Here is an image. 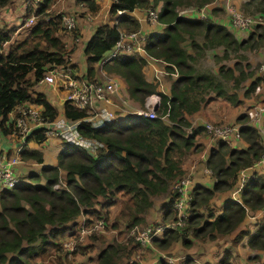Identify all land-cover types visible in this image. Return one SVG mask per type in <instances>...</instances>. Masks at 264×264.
Listing matches in <instances>:
<instances>
[{"label": "trees", "instance_id": "16d2710c", "mask_svg": "<svg viewBox=\"0 0 264 264\" xmlns=\"http://www.w3.org/2000/svg\"><path fill=\"white\" fill-rule=\"evenodd\" d=\"M11 1L0 0V12ZM53 1L37 2L33 11L36 20L28 26L20 41L7 44L15 29L0 26L1 136L12 133L7 117L19 104L31 102L38 105L47 121L57 116V109L45 95L33 90L48 70L66 63V51L57 35L61 28L59 14L49 10ZM76 1L90 11L98 7L93 0ZM212 1L115 0L111 3L109 13L116 15L115 23L96 26L83 46L84 75L92 79L94 63L112 49L120 31L138 30L139 24L128 14L130 11L135 8L154 10L159 3L156 20L163 28L160 32L146 34L142 49L146 56L163 62L164 70L175 72L176 77L170 81L168 95L164 94L158 90L157 81L145 80L142 72L144 57L134 52L118 53L101 64L102 70L118 77L124 84L127 98L140 108L147 96L157 95L154 117L127 114L107 125L93 127L83 121L86 110L63 101L62 115L66 119L79 120L78 134L93 138L103 146L91 154L61 141L62 148L56 155L54 166H43L38 173L30 172L24 178L20 177L14 187L0 190V264H30L31 258L38 256L45 247L60 248V240L71 235L81 215L102 216L105 209L115 203L116 196L122 199L120 217L127 220V225L143 222L152 206V198L163 194L167 195V201L159 220L167 221L169 215L173 218L170 204L174 194L170 192V186L185 174L181 169L182 160L190 151L200 147L196 138L206 135L202 125L191 127L187 118L213 97L223 98L232 105L238 104L237 91L249 76L250 82L242 89L244 98L254 93L264 80V71L260 75L257 71L245 72L248 63L242 67L238 63L243 59L240 55L231 66L219 64L216 73L200 68V60L208 49L220 48L221 55H213V59L220 62L228 59L229 54L264 43L262 23L254 24L249 35L238 41L225 26L210 17L200 19L178 13V7L198 8ZM244 3V7L251 5L255 12L264 14V0ZM117 10H120L119 14H116ZM221 11L220 7H212L208 14L218 16ZM4 44H7L5 51ZM225 124L237 126V140L244 146L236 148L225 141L214 140L204 161L212 179L211 186L191 188L189 211L183 226L177 230L167 229L152 238L154 246L163 248L178 242L182 247H188L191 239L186 237L187 231L194 239L211 240L237 229L248 212H260L263 221L255 231L249 235L239 231L236 238L247 235V246L264 252V168L250 173L238 201L227 198L220 203L219 212L212 208L213 198L230 192L237 173L256 162L264 151L258 131L247 124V115ZM45 140L38 131H33L27 138V142L37 144ZM20 158L36 163L43 161L36 149L22 148ZM91 236L87 238L91 239ZM90 246H80L81 251ZM140 248L105 244L97 253V264H117L121 257H129ZM183 264L196 263L193 259H185Z\"/></svg>", "mask_w": 264, "mask_h": 264}, {"label": "built area", "instance_id": "2783aa9c", "mask_svg": "<svg viewBox=\"0 0 264 264\" xmlns=\"http://www.w3.org/2000/svg\"><path fill=\"white\" fill-rule=\"evenodd\" d=\"M39 0H37L38 2ZM110 3L115 0H109ZM80 4V3H79ZM208 4V3H207ZM195 8L190 7L187 13H197V17L205 19L206 6ZM146 17L151 22L156 20V10L144 9ZM224 10L228 15L229 25L237 31H247L255 24L252 17L244 16L236 9H232L225 5ZM117 10L116 14H119ZM77 14L74 10L59 13V22L62 30L68 32L70 36L74 34L76 29ZM31 18H28L26 24L30 26ZM74 39L76 37L73 36ZM144 36L138 30L133 32L120 31L119 39L116 41L111 50L102 55L98 60V65L101 66L118 53H142L144 59L159 61L149 56H146L142 49ZM64 45V43H63ZM66 54V63L48 70L37 84H45L54 86L63 92V101H68L72 106L86 110V117L83 121L88 122L93 127L107 125L113 121L119 120L125 116L126 109L123 104L118 103V108L113 112L107 108V105L112 103L111 97L117 91V83L115 78L107 72H102L100 79L92 78L89 80L85 75L79 74L77 70L69 63L70 51L64 45ZM161 62V61H159ZM163 66L165 65L161 62ZM156 70V69H155ZM154 70V72H155ZM257 71L261 74L264 71V57L259 63ZM160 74L176 75L175 72L167 73L164 69L159 70ZM155 81V80H154ZM154 95V96H152ZM149 97V98H148ZM147 100L143 103V108H137L134 115H144L148 118L155 116L154 109L158 104V97L155 94L147 96ZM40 107L36 108L33 105L22 103L10 110L7 117V122L12 126V133L16 135L17 144L14 155H7L0 152V190L10 189L19 181L20 176L15 171L16 163L19 161V154L24 148L27 138L33 131H38L45 138H59L64 144L74 145L87 150L91 154H95L96 150L103 145L101 142L78 134L76 127L79 120H70L64 117H55L52 121H47L40 113ZM246 113L251 120L252 125L258 131L261 141L264 146V102H256L246 109ZM132 114V113H126ZM163 118V117H162ZM164 119V118H163ZM203 130L206 135L214 140H222L231 144L233 140H237V126L227 125L225 123L217 124L210 121L202 122ZM259 168H264V151L260 158L251 166L241 169L237 173L236 180L230 191L231 200L238 201L239 193L243 185L252 171ZM170 192L174 194L170 207L173 211V218L167 221H156L144 227L139 225L125 226L121 233L120 242L127 243L131 241V245L137 247L151 246V239L160 236L167 229H179L183 226L189 211V201L191 193L189 173L185 174L171 184ZM106 228V221L102 216H80L79 221L73 228L71 235L67 236L66 243H62L65 256L70 258L73 252L78 248L84 240L94 234L103 233ZM161 261L166 264H183L185 260L181 255H172L167 253L160 254ZM129 264H133L129 262Z\"/></svg>", "mask_w": 264, "mask_h": 264}, {"label": "crops", "instance_id": "0c3cea01", "mask_svg": "<svg viewBox=\"0 0 264 264\" xmlns=\"http://www.w3.org/2000/svg\"><path fill=\"white\" fill-rule=\"evenodd\" d=\"M93 1L98 5V7L94 11L88 10L86 6H84L82 3L80 4L77 3L76 0H56L54 5H52V7H54V9L57 10L56 12L74 10L77 14L75 33L72 34V36H70L68 32L64 30H59L61 33L65 34L64 39H61L60 37L59 38L64 43L66 48L67 46L70 45V47L67 48L70 51L69 63L77 70L79 74H83V75L85 74V63H84V56L82 54V50L86 40L89 38V36L91 35V33L93 32L96 26L106 23L112 25L115 23V19H116V15H111L109 13V6L111 5L109 0H93ZM213 6H214V1L208 3L207 6L205 7L206 8L205 12L207 17H210V19H212L215 23L225 26L234 35L236 40L238 41L244 40L247 37L246 36L247 31L241 32L240 30L237 31L234 28H232L229 25L228 18H220L218 16L215 15L210 16L208 14L209 10ZM158 7H159V3L157 4V6H155L154 9L157 10ZM220 8L221 10H223L224 5H222ZM128 14L137 20L139 24L138 31L143 36H145L148 33L160 32L163 28L162 24H160L158 21L151 22L150 20H148L144 9L135 8L132 11H130ZM182 15L186 17H193V16L196 17L197 13L195 14V13L186 12L185 14ZM25 26L28 25L26 23L25 24L21 23L17 28V30L15 31L14 35L22 34V30ZM26 30L27 28L25 29V33ZM73 36H75L76 39H74ZM249 49L250 48H244L239 51L242 53V55H240L241 58L244 59L242 62L249 64L254 59L255 60L263 59L264 52L263 53L254 52L252 54L251 51L255 49L251 48L250 49L251 51ZM217 51H219L220 53L218 54ZM208 53L209 56H207ZM220 54H221L220 48H215V49L212 48L206 50L204 56H207L210 58V60H213V55L219 56ZM138 55L142 56V53ZM235 61L237 62L238 60L235 59ZM219 64L220 63H218L217 66ZM222 64L225 63L223 62ZM225 65L231 66L232 63L230 64L227 63ZM162 69L164 68L161 62L146 59L142 67V72L145 80L157 81L158 90L168 95L170 81L174 79L176 75L172 76V75L160 74L159 70ZM210 69L213 72V68L210 67ZM102 72H104V70H102L101 66H99L97 62L94 63L93 77L91 78L100 79L102 76ZM114 78L117 83V91L115 95L111 97L112 103L107 105V108L114 112L118 108L116 105H118V103H121L123 104L125 109H127L126 113L133 114L135 109L139 108V105L127 98L123 82L116 76H114ZM248 82L245 83L243 88L248 84ZM42 85H44L45 87L42 88L43 91L41 89L40 92H42L45 95L46 99L49 101V103L57 109L56 117H64L62 115V104L64 99L63 92L54 86H49L45 84ZM49 91L53 92L52 99H50L47 96ZM253 94L254 96H256L255 98H257L255 101H252L254 99L252 96L243 99L242 93L240 95L237 91V98L240 102L235 105L230 104L227 100L223 98L221 99L220 97H213L206 104H204L197 112L190 115L187 119L191 127L202 125V122L204 121L234 123L237 117H240L242 115L244 116V114L247 115L246 109L250 105L256 102H261V101L264 102V80L259 84V86L256 87ZM148 98L146 97L145 99L147 100ZM246 102L248 103L245 104ZM26 104H30L36 108H39L38 105L33 104L31 102H27ZM247 124L253 126L248 115H247ZM263 124H264V118H263ZM199 140H201L202 143L199 142L200 149L198 153L193 157L194 161L191 162V159H188L187 162L186 163L183 162L184 164L182 163L181 166L183 172L189 173L191 188L197 186L209 187L211 186V182H212V179L210 177V172L204 166V161L206 159L209 150L213 147L214 139H211L208 135H203V137H200ZM16 144H17L16 135L13 134H8L5 136L0 135V152L7 155H14L16 151ZM43 144L44 146L41 148ZM231 146L240 148L244 146V143L242 141L233 140L231 142ZM61 148H62V142L59 138H48L44 142H41L39 144L33 141H28L25 144L24 149H36L41 153V157L43 161L42 163H36L33 160H23L20 158V154H19V161L16 163L15 171L18 172L19 176H23L22 178H24L30 172L38 173L40 168L43 166H54L56 164V155ZM195 151L196 150L190 151L188 155L193 154ZM220 196H224V199L230 198V192L228 191V193L222 195L218 194V197ZM166 201H167V195L165 194L156 197L157 203H155L152 199V209L150 208L149 210L153 212L154 211L153 208L158 207L157 208L158 211L156 213L158 219H160L159 217H161L160 213L161 215L163 213V206L166 205ZM259 213L260 212H258V214ZM148 215H151L149 214V211L144 217L145 222H147ZM157 218L153 220H156ZM243 223L245 222H241L240 225L244 226ZM256 228L257 227L255 226L254 230L250 231V233L254 232ZM241 230L242 229L239 230V228H237L231 233L218 235L214 239L202 243V245H199V247L192 248V250H195V254L192 256L188 252L182 255L181 252H185V251L182 249V246L178 242L172 244L170 248L167 247V249L157 248L154 246L142 247L140 249H137L139 253L137 256L138 260L136 261L135 264H164L160 259V254L168 253V252H170L171 254L174 253L181 255L182 257H184V259H191V260L193 259V261L196 264H200V262H204V264H264V252L262 250L252 249L248 247L246 241L243 242L240 241V238L242 237H238L239 239L234 238V234L236 233L237 235ZM244 230L246 229H243V231ZM228 235H229L228 238L225 237ZM243 238L246 239V236H243ZM97 242L100 241L94 240L88 242L87 244L85 241L83 243L84 246L92 245V247L90 246V248L88 249H91V251L93 250V252L95 251L96 252L95 253L92 252V255H90L91 253H87V251H83V252L81 251L80 260L78 259L76 264H97V253L100 250L99 247L97 250H95V245H97L96 244ZM230 242L233 244H231ZM103 244L104 245L106 244L104 240H103ZM127 263L128 262L126 263L125 262L122 263L120 261L117 262V264H127Z\"/></svg>", "mask_w": 264, "mask_h": 264}, {"label": "rangeland", "instance_id": "374dc122", "mask_svg": "<svg viewBox=\"0 0 264 264\" xmlns=\"http://www.w3.org/2000/svg\"><path fill=\"white\" fill-rule=\"evenodd\" d=\"M55 1L56 0H54L53 3L50 5V9L49 10L51 12H53L54 14H59L60 12H56L57 10L54 9V7H52V5H54ZM245 1H247V0H214V6L213 7H219V6L221 7L222 5H224V6L227 5L230 8L236 9L237 11L241 12L244 16L252 17V19L254 20L255 24L256 23H262V25L264 27V14L261 15L258 12H255L251 5H248V6L246 5L244 7L243 4H245L244 3ZM36 6H37V0H12L10 3H8L5 6L6 9H3L0 12V26H5V27L13 26L14 29H15L14 31H16L21 23H23V24L26 23L28 18H31V21H32L30 23V26H31L36 20L35 17L33 16V11L35 10ZM190 7L191 6L178 7V13L181 12L180 15L185 14L187 9H189ZM154 10H156V9H154ZM69 11H71V10H69ZM61 12H63V11H61ZM64 12H67V11H64ZM218 17H220V18H228V15L226 14L225 10L223 9L218 14ZM252 27H253V25L250 27V29ZM26 28H28V26H25L23 28L22 34H16V35L12 34L11 35L12 39H10V41L7 42V44L11 43V42H15V41H20L21 39H23L25 37V29ZM60 30H62V29L60 28ZM249 32H250V30H247L246 34L249 35ZM57 35L61 39H64L65 34L61 33L60 31H57ZM7 44H4L2 46L3 47V51L6 50V45ZM67 47L69 48L70 45L67 46ZM254 49L255 50H253V51H251L249 49L252 52V54L254 52H262L263 53L264 52V43L258 45ZM217 52H218V54L220 53L219 51H217ZM239 55H242V53L241 52H238L237 54L232 53V54H229V58L228 59H226L224 61L222 60L220 62H216L214 59L210 60V58L207 57V56H209V53H208L207 56H204L200 60V63H201L200 64V68L209 69L211 71L210 67H212L213 68V73H216V70H217V67H218L217 66L218 63H220V64H222L223 62L225 64L234 63V62H236L235 59ZM219 56H217V57H219ZM240 60L243 61V59H240ZM242 61H238V63H240V65L243 67V64L245 62H242ZM261 61H262V59H258V60L254 59V60H252V62H250L252 65L250 63L248 65H245V67H246L245 68V72L252 71L253 73H256L257 67H258V65H259V63ZM234 73H236V72H234ZM257 74H259V73H257ZM112 77H114V76H112ZM249 78H250V76L248 77V79H246L245 81L241 82L240 88L238 89V93L240 95L242 93V88L245 85V83H247L248 81L250 82ZM228 86H230V84H228ZM44 87L45 86L42 85V84H36L35 86H33V90L34 91H40ZM42 91H43V89H42ZM47 96L50 99H52L53 98V92L49 91ZM250 96H252L254 98L252 101H255L257 99V98H255L256 96H254L253 93H251ZM243 99H244V97H243ZM247 103L248 102H246L245 104H247ZM200 137H198V138H200ZM198 138H196V142L197 143H199V142L202 143V141L199 140ZM43 146H44V144L41 146V148ZM199 149L200 148L198 147L197 150L193 154L188 155L187 159L185 157L182 160V163L183 162L186 163L188 159H191V162H193L194 161L193 157L198 153ZM20 177H23V176H20ZM54 187L57 188V185H55ZM220 195H222V194H220ZM152 199H153V201L155 203H157L156 202V197H153ZM223 199H224V196L218 197V195H216V197L213 198L212 208L214 209V212H219L218 207H219L220 203L222 202L221 200H223ZM122 204H123V202H122V199L120 198V196H116L115 197V203L113 205L109 206L107 209H105V211H106L105 214L102 213V216L104 217V220L106 221V228H105L104 232L103 233L94 234L93 236H91L92 238L90 237L91 239L86 238L84 240V242L86 241V244L88 242H91V241H94V240L95 241H100V242L96 243L97 245H95V250H97L98 247L100 249L103 247V245H104L103 244V240L105 241L106 244L110 242V243L116 244V245L118 244V245L131 246V241L130 240L127 243L120 242L121 233H123L125 226L130 227V226L136 224V225H139L141 227H144V226L148 225V223L152 224V223H154V222L159 220L157 218V214H156L157 211H158V209H157L158 207H154L153 208V210H154L153 212L148 210L149 214H151V215H148L147 222L143 221V222H140V223H134V224H131V225H127L128 224L127 220L126 219H121V217H120V207L122 208V206H123ZM95 207H98V206L96 205ZM151 209H152V206H151ZM148 211H147V213H148ZM152 214H154V215H152ZM251 215H253V216H251ZM160 216H161V213H160ZM155 218H157V219L153 220ZM159 218H161V217H159ZM167 219H168V221L171 220L172 219L171 215L167 216ZM262 221L263 220L261 218V214L260 213L258 214V212H256V213L248 212L246 214L245 218L242 221V222H245V223H243L244 226L240 225L238 228H239V230L242 229L241 231L243 233H247L249 235L250 231H253L255 226L258 227L262 223ZM243 229H246V230L243 231ZM244 236L247 237V235H244ZM186 237L188 239H191V244L188 247H182V249L185 251V252H181L182 255H184V253H187V252L191 256L194 255L195 254V250H192V248L199 247V245H202V243H205L206 241L210 240V239H206V238H204L203 240L194 239V238L191 237V234L189 233V231H187V236ZM225 237L228 238L229 235L225 236ZM236 237H237V235L235 233L234 234V238H236ZM60 241H61L60 242L61 247H62V243H66L67 242V240L64 237H62V239ZM240 241H242V242L245 241V238H243V237L240 238ZM83 243L78 246V248L70 256V258H67L65 256V252H64L63 248L61 249L60 246H59L60 248H58V249H56L54 246L53 247H51V246L45 247L44 249H42L40 251L38 256H34L33 258H31L30 264H76L78 259L80 260V252L83 249L80 246H82ZM174 243L175 242H173L171 244H174ZM150 244H151V247L154 246L152 243H150ZM171 244L166 245L163 248H165V249H167V247L170 248ZM231 244H233V243H231ZM100 246H102V247H100ZM154 247H156V246H154ZM85 251H87V253H91L90 255H92L93 250L91 251V249H87ZM168 251H169V249H168ZM95 252H93V253H95ZM138 253H139L138 250H134L133 253L130 254L129 257H121L118 261H120L122 263L123 262H125V263L128 262L127 264H129V262H132L133 264H135L136 261L138 260L137 259ZM86 254H85V256H86ZM200 264H204V262H200Z\"/></svg>", "mask_w": 264, "mask_h": 264}]
</instances>
